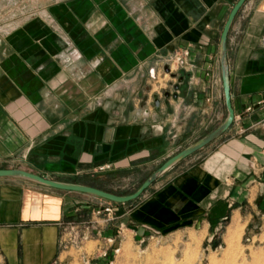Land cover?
<instances>
[{"label": "crops", "instance_id": "0c3cea01", "mask_svg": "<svg viewBox=\"0 0 264 264\" xmlns=\"http://www.w3.org/2000/svg\"><path fill=\"white\" fill-rule=\"evenodd\" d=\"M235 1L0 0L14 11L0 33V169L101 186L165 158L219 97V41ZM184 50L187 64L167 72ZM228 62L235 118L218 139L227 137L129 210L116 205L113 220L93 215L101 198L0 177V264L65 262L76 253L61 249L71 224L99 232L85 247H98L96 264H114L135 235L207 231L264 202V110L246 111L264 98V0L236 16ZM161 72L177 75L156 84ZM178 74L177 94L163 99Z\"/></svg>", "mask_w": 264, "mask_h": 264}, {"label": "rangeland", "instance_id": "374dc122", "mask_svg": "<svg viewBox=\"0 0 264 264\" xmlns=\"http://www.w3.org/2000/svg\"><path fill=\"white\" fill-rule=\"evenodd\" d=\"M12 13L14 11L11 7H0V33L13 25L6 22V18ZM167 63L170 64V62ZM171 63H174L170 66L171 71L178 72L175 66L180 64L173 60ZM151 74L155 75L154 69ZM154 79L156 84H159V81L164 83L165 80H171L172 75L161 72V76L157 74ZM218 95V99L209 100L204 107L207 111L204 117L201 116L197 124L193 123L192 128L184 129L180 147L155 163L150 162L149 165H143L124 174H107L100 185L119 194L134 193L144 180L168 158L205 136L224 121L227 108L222 87L219 88ZM226 137L224 135L212 145H207L180 162L175 169L154 182L139 198L129 204L125 203L127 207L125 210H129L146 196L154 193L158 186L166 184L176 172L190 166L198 156L209 152ZM102 202L110 201L102 199ZM86 227L88 228L76 227L71 232L70 236H76L77 243L63 242L61 249L68 250L73 247L76 253L69 255L61 264H96L99 258L98 247L92 243L85 247V243L99 232L93 233L89 224ZM86 236L87 239L84 238ZM88 253L94 256L93 259L86 257ZM116 255L114 264H264V202L257 201L256 204L245 205L236 215L227 214L207 231L202 230L200 225H196L181 228L177 232L166 235L156 231L138 237L135 235L130 241L124 243Z\"/></svg>", "mask_w": 264, "mask_h": 264}, {"label": "water", "instance_id": "95a60500", "mask_svg": "<svg viewBox=\"0 0 264 264\" xmlns=\"http://www.w3.org/2000/svg\"><path fill=\"white\" fill-rule=\"evenodd\" d=\"M247 0H238L232 7L228 18L223 26L222 33L219 41V61H220V71L222 79L223 96L227 108V116L224 121L216 127L214 130L201 137L197 141L191 143L175 155L168 158L161 166H159L154 172H152L140 185V187L132 194H118L105 189H101L92 185L74 182H63L54 179L46 178L42 175L22 170V169H0V177H19L28 179L42 185L56 188L66 191H75L85 193L97 198H101L112 203L121 204L127 203L139 198L155 181H157L161 176L167 173L174 166L188 158L189 156L195 154L200 149L206 147L219 137H221L232 125L235 112L232 105L231 98V88H230V73H229V62H228V37L232 24L238 15L239 11L242 9ZM165 70L170 72V67L166 65ZM176 74L172 73V76ZM178 85L175 86V89ZM165 96H169V92L165 93ZM153 106L156 111L160 109L161 100L158 95H154ZM145 98L144 101H146Z\"/></svg>", "mask_w": 264, "mask_h": 264}, {"label": "built area", "instance_id": "2783aa9c", "mask_svg": "<svg viewBox=\"0 0 264 264\" xmlns=\"http://www.w3.org/2000/svg\"><path fill=\"white\" fill-rule=\"evenodd\" d=\"M188 50H184L179 54H175L174 58H173V62H176L177 64L180 65H186L187 64V57H188ZM256 107H259L260 110H264V98L259 100L255 105H249L246 108L247 112H253L255 110ZM93 215L97 216V217H103L104 220L106 222H109L111 220H113L116 216V211H115V204L112 202H108L105 204H102L100 206H97L93 209ZM78 226H76L75 224H71V228L70 231H74V228H76ZM122 225L120 226V228L118 229V234L120 235L122 232ZM85 239H87L88 237H84ZM107 242H114V238L112 236L108 237ZM67 241H71L73 243H77V238L76 236H70L69 239ZM66 241V242H67ZM120 251V247L115 249V254H117ZM104 256L107 254V252L104 250Z\"/></svg>", "mask_w": 264, "mask_h": 264}, {"label": "flooded vegetation", "instance_id": "af4514ba", "mask_svg": "<svg viewBox=\"0 0 264 264\" xmlns=\"http://www.w3.org/2000/svg\"><path fill=\"white\" fill-rule=\"evenodd\" d=\"M174 74H176V73H174ZM177 75V74H176ZM176 75L175 76H173V77H176ZM184 75L183 74H178V78H179V81L178 82H176L174 85H172V88L171 89H167L166 91H164L163 92V96H162V98L163 99H165V100H168L174 93L175 94H177V92H178V90H179V88H180V85H181V83H183V81H184ZM178 85V88L177 89H175V86H177ZM166 92H169V96L168 97H166L165 96V93ZM159 97V96H158ZM160 98V97H159ZM161 101H162V99H160Z\"/></svg>", "mask_w": 264, "mask_h": 264}, {"label": "trees", "instance_id": "16d2710c", "mask_svg": "<svg viewBox=\"0 0 264 264\" xmlns=\"http://www.w3.org/2000/svg\"><path fill=\"white\" fill-rule=\"evenodd\" d=\"M92 186H95V187H98V188H101V189H104L103 187L99 186V185H95V184H91ZM105 190H108V189H105ZM108 191H111V192H114V193H118L116 191H112V190H108ZM119 194V193H118ZM116 204V203H114Z\"/></svg>", "mask_w": 264, "mask_h": 264}]
</instances>
